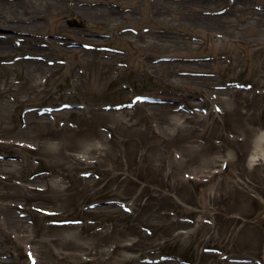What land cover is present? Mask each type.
I'll list each match as a JSON object with an SVG mask.
<instances>
[{
    "label": "rangeland",
    "instance_id": "1",
    "mask_svg": "<svg viewBox=\"0 0 264 264\" xmlns=\"http://www.w3.org/2000/svg\"><path fill=\"white\" fill-rule=\"evenodd\" d=\"M262 133L264 0H0V264H264Z\"/></svg>",
    "mask_w": 264,
    "mask_h": 264
},
{
    "label": "bare ground",
    "instance_id": "2",
    "mask_svg": "<svg viewBox=\"0 0 264 264\" xmlns=\"http://www.w3.org/2000/svg\"><path fill=\"white\" fill-rule=\"evenodd\" d=\"M10 50H7V52H9ZM258 149L259 151H257V153H259L261 155V158L264 159V133H262V135L260 136L259 140H258ZM257 153H255V156L257 155ZM21 187H23L24 185L21 184ZM251 240V238H249Z\"/></svg>",
    "mask_w": 264,
    "mask_h": 264
},
{
    "label": "flooded vegetation",
    "instance_id": "3",
    "mask_svg": "<svg viewBox=\"0 0 264 264\" xmlns=\"http://www.w3.org/2000/svg\"><path fill=\"white\" fill-rule=\"evenodd\" d=\"M82 25V27H84V24H81Z\"/></svg>",
    "mask_w": 264,
    "mask_h": 264
}]
</instances>
